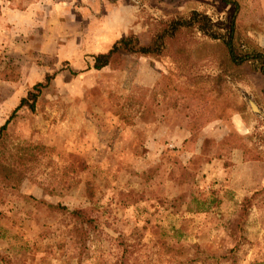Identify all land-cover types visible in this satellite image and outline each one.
Returning <instances> with one entry per match:
<instances>
[{
  "label": "rangeland",
  "instance_id": "rangeland-1",
  "mask_svg": "<svg viewBox=\"0 0 264 264\" xmlns=\"http://www.w3.org/2000/svg\"><path fill=\"white\" fill-rule=\"evenodd\" d=\"M103 1L0 0V125L52 75L0 141L42 146L0 184V264H264V58L184 28L159 56L91 60L192 10L264 56V0Z\"/></svg>",
  "mask_w": 264,
  "mask_h": 264
},
{
  "label": "trees",
  "instance_id": "trees-1",
  "mask_svg": "<svg viewBox=\"0 0 264 264\" xmlns=\"http://www.w3.org/2000/svg\"><path fill=\"white\" fill-rule=\"evenodd\" d=\"M228 2L232 3L234 8H236L235 1L230 0ZM233 20L234 16L232 15L228 26L227 38H223V35L217 34V32L211 29L212 24L206 14L192 10L187 17L177 16L167 20L145 44L140 43L138 38L134 35H124L119 37L107 50L92 55V68L100 69L108 65L113 58L125 53L159 56L166 48L167 41L172 40L178 32L184 28H195L210 38H221L228 54L229 61L235 66H238L243 61L248 60V57L254 61L260 60L259 63H261L264 56L257 51H251L245 54L237 53V50L232 43L234 29ZM2 77L7 78L8 76L4 75ZM51 79L52 75H46L42 81L35 82L30 89L26 91L25 95L19 99L18 104L12 109L5 121L0 125V141L6 124L11 118H13L16 111L21 107L33 110L36 99L40 95L42 89L50 83ZM41 147L42 146L37 144L26 143L20 148V152L17 154L10 152H8V154L5 152L6 150L0 148V184L4 187L15 189L20 181L21 174L17 165L21 166L23 164L24 157L31 158L35 154L34 151H38ZM204 205V201L201 202L199 209H203ZM60 209L65 208L61 206ZM69 213L72 217H75V220L82 230L85 223H91L90 218L85 215L81 209H73ZM123 259L124 255L121 254L117 264H123Z\"/></svg>",
  "mask_w": 264,
  "mask_h": 264
},
{
  "label": "crops",
  "instance_id": "crops-1",
  "mask_svg": "<svg viewBox=\"0 0 264 264\" xmlns=\"http://www.w3.org/2000/svg\"><path fill=\"white\" fill-rule=\"evenodd\" d=\"M85 1L89 2V5H93V6H97V4H99L100 2H101V5H106L107 4L103 0H100L99 2H98V0H93V1L92 0H85ZM108 5L111 6V7H116V5H114L112 3H109Z\"/></svg>",
  "mask_w": 264,
  "mask_h": 264
}]
</instances>
